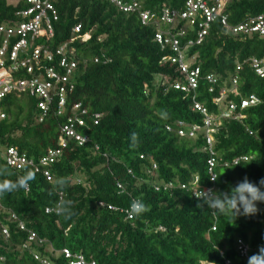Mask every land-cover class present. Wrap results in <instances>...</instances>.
Returning <instances> with one entry per match:
<instances>
[{"label": "trees", "instance_id": "16d2710c", "mask_svg": "<svg viewBox=\"0 0 264 264\" xmlns=\"http://www.w3.org/2000/svg\"><path fill=\"white\" fill-rule=\"evenodd\" d=\"M121 1H136L153 16L143 21L139 11L110 0H51L57 19L48 13L53 34L40 42L50 49L52 64L66 42L76 61L63 104L56 90L45 111L41 99L26 92L0 100V183L33 177L0 191V264H70L77 255L84 264H247L264 245V203L255 215L235 217L191 193L214 187L217 195L229 194L245 177L253 183L264 178V77L251 63L264 54V34L234 33L217 17L199 44L202 11L194 24L178 14L172 23L161 20L166 9L183 12L188 0ZM26 5L0 0V25L22 21ZM223 13L230 26L249 24L264 15V0H227ZM78 24L88 40L77 37ZM175 39L189 70L199 68L190 92L175 87L188 81ZM234 78L238 94L231 91ZM222 89L227 94L219 100ZM250 94L260 102L241 108ZM194 100L219 122L210 147L205 115ZM230 102L236 111L222 116ZM72 123L84 142L63 130ZM8 147L27 162L10 165ZM51 150L59 154L42 164ZM211 157L214 182L208 178ZM134 203L143 206L138 213Z\"/></svg>", "mask_w": 264, "mask_h": 264}, {"label": "built area", "instance_id": "2783aa9c", "mask_svg": "<svg viewBox=\"0 0 264 264\" xmlns=\"http://www.w3.org/2000/svg\"><path fill=\"white\" fill-rule=\"evenodd\" d=\"M116 3L124 11H139L142 20L148 21L152 14L149 11H141L140 5L134 1L131 3H126L121 0H110ZM227 0H219L217 4H209L208 0H188L186 4V9L183 12L177 13L175 11L170 12L168 9L163 11L161 20L164 22L172 23L175 20L176 16H181L182 18H191L190 22L195 23L196 14L202 11V17L204 20L199 24L200 29L198 32L197 42L200 44L203 36L206 34L207 30L210 28L211 23L217 18L220 17L223 26L228 28L229 31L234 33L238 31H259L261 34H264V15H260L255 19L250 18V23H239L234 26H230L227 22L226 15L223 13L224 4ZM25 2L27 5L25 9L20 11V15L23 16V20L15 23V25H0V100L8 93L12 91L16 92H26L31 96H37L41 99L39 102V107L44 111L48 110V103L51 100L52 91L56 90L58 96L61 97L60 104L64 102V93L66 91V84H68L73 76V73L76 68V61L72 59L74 55V48H69V43L66 42L61 45L56 54H59L57 64H52L54 61L53 55L46 46L45 42H40L41 38L44 36H49L53 34V27L51 24L50 16L48 13L51 11L53 18L57 19L56 12L51 0H16V3ZM178 14V15H177ZM81 25L78 24L74 26V32L78 35L77 37L81 38L82 41H86L89 38V34H80ZM157 39L162 42V32L159 30L156 34ZM38 42H40L38 44ZM190 44V42H189ZM173 48L178 51V62L182 71L187 74V84L181 85L176 84V88H180L183 91H193L198 86V76L199 68L189 70L188 65L184 63L182 48L179 45L178 40H174ZM175 60V59H174ZM251 63L255 68V71L258 75L264 77V54L261 58H252ZM58 68L60 70H58ZM237 69H241V65L237 66ZM20 74V76H19ZM25 75V76H23ZM207 79L210 82H216V77L209 73ZM232 88L231 91L235 94L237 92V79H231ZM72 88V86H71ZM227 94V89H222V94L219 98L222 99ZM217 100V101H219ZM195 102V100H194ZM260 102V98L256 94H250L241 99L240 107L245 108L250 105H254ZM79 104L75 105V108H79ZM195 108L199 110L202 114L205 115L204 122L206 127V137L209 147L213 141V133L216 131V128L219 124L218 121L206 111L204 105L195 102ZM236 103H228L225 110L222 112V116L229 117L234 111H236ZM3 113H0V118H3ZM79 124H83V121L76 116ZM76 120V121H77ZM97 122V121H96ZM73 123L70 126H65V130L68 134L75 135L76 140L79 143L84 142L85 138L79 134H75L73 131ZM170 129V127H167ZM198 129L197 126H192V131L189 133L193 135L194 131ZM181 135H184L183 130H179ZM65 143L62 141V145ZM59 154L58 150H51L49 155L42 159V164L46 165L52 162L55 157ZM247 159L246 157H244ZM5 159L10 165L21 167L27 162L25 156H20L17 148L8 147L5 151ZM239 159H235V163ZM209 171L211 175L213 174L212 167L214 166V158L211 157L208 160ZM48 179L50 176L46 173ZM214 187L203 190L204 192L213 191ZM202 191V190H199ZM196 191V192H199ZM49 210V209H48ZM21 228H24L23 224H20ZM4 232L7 234V230ZM30 240L34 239V235L29 236ZM246 251V248L243 252ZM67 256L71 254L67 249H64ZM223 254V252H221ZM85 259L83 255H77L75 261H71L70 264H84ZM229 261H226V264H229ZM91 264H95L93 261Z\"/></svg>", "mask_w": 264, "mask_h": 264}, {"label": "clouds", "instance_id": "9594fccd", "mask_svg": "<svg viewBox=\"0 0 264 264\" xmlns=\"http://www.w3.org/2000/svg\"><path fill=\"white\" fill-rule=\"evenodd\" d=\"M210 181H216L218 176L211 175L208 177ZM33 179L30 173L17 177L13 182L0 183V191L14 190L17 187L24 186L29 180ZM198 200H203L208 208L223 215L225 213H234L242 216H252L258 212L257 204L264 203V178L253 183L245 177L239 182L229 194H215L211 191H193L191 193ZM201 207L200 204L197 205ZM143 208L142 205L134 203L132 205L133 212H139ZM247 264H264V245L258 247V251L248 257Z\"/></svg>", "mask_w": 264, "mask_h": 264}]
</instances>
